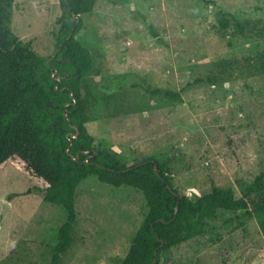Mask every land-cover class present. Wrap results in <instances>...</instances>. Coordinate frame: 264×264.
<instances>
[{"label": "rangeland", "instance_id": "obj_1", "mask_svg": "<svg viewBox=\"0 0 264 264\" xmlns=\"http://www.w3.org/2000/svg\"><path fill=\"white\" fill-rule=\"evenodd\" d=\"M220 11L264 28V0H96L75 32L94 57L85 122L94 148L118 153L124 165L167 161L173 186L193 200L214 187L240 196L264 169V73L187 85L224 74L221 60L264 54V34L221 31ZM64 23L72 20L62 0H14V31L52 65ZM139 79L184 89L170 99L134 86ZM40 186L10 161L1 169L0 264H50L64 212ZM246 198L250 208L264 202L259 192ZM75 210V242L60 264H119L148 206L140 189L90 174ZM159 264H264V227L242 207L219 208Z\"/></svg>", "mask_w": 264, "mask_h": 264}, {"label": "trees", "instance_id": "obj_2", "mask_svg": "<svg viewBox=\"0 0 264 264\" xmlns=\"http://www.w3.org/2000/svg\"><path fill=\"white\" fill-rule=\"evenodd\" d=\"M95 1L62 0L72 24L62 26L52 65L14 31V0H0V171L10 161L41 185L44 200L62 208L64 220L52 246L50 264H60L75 242L76 189L90 174L115 186H134L146 199L147 213L119 264H159L161 255L172 246L200 235L206 219L219 208L242 207L247 214L257 216L264 227V202L251 200L250 208L246 198L259 192L264 199V169L240 196L231 188L214 187L193 200L173 186L167 161L150 156L124 165L118 153L94 148V138L85 125L91 90L88 75L94 57L75 38V32L82 25L81 14L91 11ZM220 13L221 31L232 28L243 36L264 34L257 20ZM220 65L224 74L196 77L187 85L216 83L228 73H264V54L253 59L221 60ZM133 85L170 99L178 98L184 89L163 88L143 79Z\"/></svg>", "mask_w": 264, "mask_h": 264}, {"label": "water", "instance_id": "obj_3", "mask_svg": "<svg viewBox=\"0 0 264 264\" xmlns=\"http://www.w3.org/2000/svg\"><path fill=\"white\" fill-rule=\"evenodd\" d=\"M70 35H71V33H70ZM70 35H69V36H70ZM77 158H78V157H77V156H75V159H77ZM155 261H156V258L153 260V263H154Z\"/></svg>", "mask_w": 264, "mask_h": 264}]
</instances>
